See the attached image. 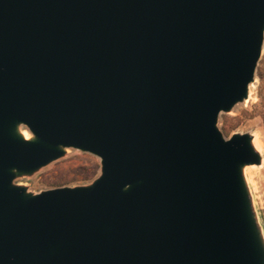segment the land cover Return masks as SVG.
<instances>
[{"label":"water","instance_id":"obj_1","mask_svg":"<svg viewBox=\"0 0 264 264\" xmlns=\"http://www.w3.org/2000/svg\"><path fill=\"white\" fill-rule=\"evenodd\" d=\"M263 48L264 0H0V264H264L263 157L218 126ZM69 148L92 183H16Z\"/></svg>","mask_w":264,"mask_h":264},{"label":"rangeland","instance_id":"obj_2","mask_svg":"<svg viewBox=\"0 0 264 264\" xmlns=\"http://www.w3.org/2000/svg\"><path fill=\"white\" fill-rule=\"evenodd\" d=\"M218 126L225 137L230 138L236 133H251L260 138L263 148L260 150L263 163L246 168V175L251 188L255 207L264 233V48L258 63L256 81L251 85L250 97L237 104L231 112H223L219 117ZM23 130L30 131L23 126ZM99 164L98 171L89 177L92 163ZM100 173V159L78 149L69 148L65 157L43 167L32 176L19 178L16 183L28 186L29 190L39 193L59 186L58 181L64 180L62 186H78L92 183Z\"/></svg>","mask_w":264,"mask_h":264},{"label":"bare ground","instance_id":"obj_3","mask_svg":"<svg viewBox=\"0 0 264 264\" xmlns=\"http://www.w3.org/2000/svg\"><path fill=\"white\" fill-rule=\"evenodd\" d=\"M22 135H23V137L26 138V139H32V137H31V135L29 134L28 131H24V132L22 133ZM254 145H255V148H256L257 150H259V151L263 148V143H262L261 139L258 138V137H256V138L254 139Z\"/></svg>","mask_w":264,"mask_h":264},{"label":"trees","instance_id":"obj_4","mask_svg":"<svg viewBox=\"0 0 264 264\" xmlns=\"http://www.w3.org/2000/svg\"><path fill=\"white\" fill-rule=\"evenodd\" d=\"M91 163H92V166H91L90 173L87 174L85 177H89L91 175H94L99 169V164L97 162L91 161ZM57 183L59 184V186H62L65 183V181L61 180V181H58Z\"/></svg>","mask_w":264,"mask_h":264}]
</instances>
